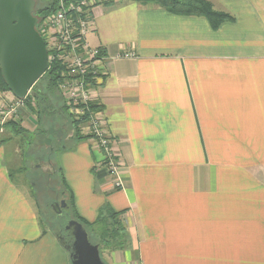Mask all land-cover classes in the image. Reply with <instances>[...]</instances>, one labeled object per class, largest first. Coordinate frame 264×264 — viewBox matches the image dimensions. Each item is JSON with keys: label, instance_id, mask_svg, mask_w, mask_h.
Masks as SVG:
<instances>
[{"label": "crops", "instance_id": "0c3cea01", "mask_svg": "<svg viewBox=\"0 0 264 264\" xmlns=\"http://www.w3.org/2000/svg\"><path fill=\"white\" fill-rule=\"evenodd\" d=\"M205 1L233 20L213 30L204 17L133 0L93 10L85 42L104 56L95 102L125 188L112 189L92 140L75 141L61 169L84 221L104 205L124 211L130 248L108 264H264V0ZM8 144L0 264H71L16 182Z\"/></svg>", "mask_w": 264, "mask_h": 264}, {"label": "built area", "instance_id": "2783aa9c", "mask_svg": "<svg viewBox=\"0 0 264 264\" xmlns=\"http://www.w3.org/2000/svg\"><path fill=\"white\" fill-rule=\"evenodd\" d=\"M51 11L37 18L36 30L43 38L47 49L48 65L57 63L65 71L58 82V91L64 100L68 115L74 120L84 116L87 121L82 126L83 135H92L95 149L101 154V165L105 169L113 190L123 191V163L114 147V140L108 135L106 121L101 112L88 113V106L96 100V88L102 75L104 56L100 49L87 46L86 36L93 30V10L99 6L112 4L116 0H34ZM122 54L115 57L131 58ZM25 100L13 99L6 103L0 99V132L9 120L15 119Z\"/></svg>", "mask_w": 264, "mask_h": 264}, {"label": "rangeland", "instance_id": "374dc122", "mask_svg": "<svg viewBox=\"0 0 264 264\" xmlns=\"http://www.w3.org/2000/svg\"><path fill=\"white\" fill-rule=\"evenodd\" d=\"M44 84L45 81L42 80L38 86L43 92H45ZM13 99L11 96V100L4 99V101L8 103ZM49 100L57 111L60 107L58 98L51 94ZM26 109L35 119L34 123L36 122L35 126L29 125L33 127L32 131H25L20 127L22 115L26 113ZM9 122L18 123L17 127L22 130L21 134H17L15 128L12 130V128L6 127ZM72 134L71 127L65 119H61L57 114H52V116L38 121L26 104L18 113L17 118L6 122L3 126V132H0V139L4 141L2 144L9 143L6 147L7 157L14 161V167L11 170L16 182L22 184L23 190L34 202L40 220H45L41 217V214L51 216L52 213L51 220L53 224L57 222L60 225L61 231H65L66 225L72 220L69 207L65 209L60 205L63 201L67 206L68 202L67 190H64L61 183L63 174L61 156L69 150H74L75 141L70 139ZM58 168L61 169V173ZM96 192L98 191L96 190ZM54 203H58V210L55 214ZM47 230H49V227H47ZM113 252V250L109 251L105 248L100 251L102 261L105 264H108L107 255Z\"/></svg>", "mask_w": 264, "mask_h": 264}, {"label": "trees", "instance_id": "16d2710c", "mask_svg": "<svg viewBox=\"0 0 264 264\" xmlns=\"http://www.w3.org/2000/svg\"><path fill=\"white\" fill-rule=\"evenodd\" d=\"M139 4H155L168 13L177 15V16H200L204 17L210 24L213 30L219 28V26L225 22H231L233 19L226 13L215 11L212 5L205 0H133ZM41 5V6H40ZM51 11L50 8L44 6L42 3H36V8L34 16L40 18L46 16ZM65 69L57 63H51L49 65L46 73L41 77V79L32 87L31 92L24 99L25 104L28 109H30L36 116V120H42L45 117H48L49 114H57L61 119H65L69 123L72 131V139L74 141H87L91 139L92 135H83L81 132L82 126L87 121V117H83L80 120H74L72 116L68 115L67 109L64 105V100L61 97L58 91V82L61 80L62 75ZM45 81V92L39 89V84L41 81ZM92 86L94 88L99 87L95 80L92 81ZM8 92L6 85L4 84L1 73H0V94ZM9 93V92H8ZM53 94L60 101V107L56 111L49 96ZM102 108L96 103H92L88 106V113L101 112ZM51 114V115H52ZM18 123H7L6 127L15 128L17 134H21L22 130L18 128ZM18 128V130H17ZM3 140H0V145L3 143ZM58 171L61 173L60 169ZM61 183L64 190H67L68 193V207L71 211L72 220L81 224L89 238V242L93 245H97L100 251L105 248L109 251H126L130 248V239L128 233L123 225L122 216L124 211L115 212L108 205H104L98 211L97 217L94 222L88 223L79 217L75 210L74 201L71 192L68 190L67 186L63 181L61 176ZM41 217L45 219L41 221L43 229H47L54 233L51 225L48 222V218L41 214ZM57 226V222L55 223ZM58 231H60L58 229ZM63 234H60L62 238L63 245L69 248L72 245V237L67 234L66 231H63ZM56 234V233H54ZM58 236V235H57ZM94 237V238H93ZM99 239V241H97ZM70 253V251H68ZM101 257V255H100ZM102 259V258H101Z\"/></svg>", "mask_w": 264, "mask_h": 264}, {"label": "water", "instance_id": "95a60500", "mask_svg": "<svg viewBox=\"0 0 264 264\" xmlns=\"http://www.w3.org/2000/svg\"><path fill=\"white\" fill-rule=\"evenodd\" d=\"M34 0H0V73L8 92L23 100L49 68L47 49L36 30ZM62 207L66 205L62 202ZM65 231L73 239L71 264H105L97 245L89 242L85 228L71 220Z\"/></svg>", "mask_w": 264, "mask_h": 264}, {"label": "flooded vegetation", "instance_id": "af4514ba", "mask_svg": "<svg viewBox=\"0 0 264 264\" xmlns=\"http://www.w3.org/2000/svg\"><path fill=\"white\" fill-rule=\"evenodd\" d=\"M63 202V201H62ZM62 202L60 203V205L62 206ZM68 204V203H67ZM57 205H58V203L56 204V203H54L53 204V208H54V214H55V212L58 210V208H57ZM60 206V207H61ZM68 208V205L66 206V209ZM45 217H47L49 220H48V222H49V224L51 225V227H52V229L54 230V233H56L55 235L62 241V238L60 237V234H63L64 232L63 231H61L60 230V225L59 224H57V226L55 225V223L53 224V222H52V220H51V218H52V213H51V216L50 215H48V214H43ZM58 229L60 230V231H58ZM63 243V242H62Z\"/></svg>", "mask_w": 264, "mask_h": 264}]
</instances>
